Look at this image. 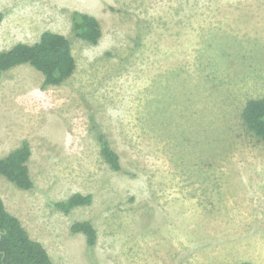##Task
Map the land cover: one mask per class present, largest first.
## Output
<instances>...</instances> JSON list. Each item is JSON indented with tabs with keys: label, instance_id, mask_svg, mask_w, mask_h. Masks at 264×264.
Instances as JSON below:
<instances>
[{
	"label": "rangeland",
	"instance_id": "obj_1",
	"mask_svg": "<svg viewBox=\"0 0 264 264\" xmlns=\"http://www.w3.org/2000/svg\"><path fill=\"white\" fill-rule=\"evenodd\" d=\"M75 11L98 19V45L75 35ZM0 12V52L52 31L77 62L48 88L29 65L0 72V157L28 141L35 184L0 176V195L54 264H264V144L241 117L264 97V0H0ZM76 193L92 204L53 206ZM79 221L97 230L93 251Z\"/></svg>",
	"mask_w": 264,
	"mask_h": 264
},
{
	"label": "trees",
	"instance_id": "obj_2",
	"mask_svg": "<svg viewBox=\"0 0 264 264\" xmlns=\"http://www.w3.org/2000/svg\"><path fill=\"white\" fill-rule=\"evenodd\" d=\"M3 20L4 14L0 12V26ZM71 20L73 31L79 39L91 45L99 44L103 30L96 17L75 11ZM23 65H29L42 74L43 88L63 84L77 69L70 40L66 36L52 31L42 33L40 39L35 43H17L11 49L0 52L1 73ZM241 117L245 130L258 143L264 144V97L248 100ZM101 154L113 171H123L120 154L107 140L101 143ZM31 156L30 143L25 140L20 147L7 156L0 157V176H4L20 190L33 189L35 184L29 167ZM92 202V195L76 193L65 201L52 204L56 209L70 214L73 209L89 206ZM71 232L84 235L88 252L94 250L98 241V233L90 221L74 222ZM0 264H54L44 245L33 239L21 220L7 210L1 195ZM238 264L254 263L242 261Z\"/></svg>",
	"mask_w": 264,
	"mask_h": 264
}]
</instances>
